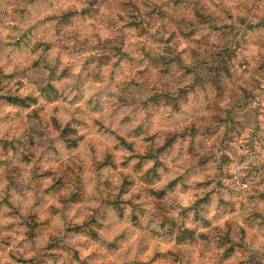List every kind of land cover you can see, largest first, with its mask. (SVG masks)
<instances>
[{
    "label": "clouds",
    "instance_id": "9594fccd",
    "mask_svg": "<svg viewBox=\"0 0 264 264\" xmlns=\"http://www.w3.org/2000/svg\"><path fill=\"white\" fill-rule=\"evenodd\" d=\"M0 264H264V0H0Z\"/></svg>",
    "mask_w": 264,
    "mask_h": 264
}]
</instances>
